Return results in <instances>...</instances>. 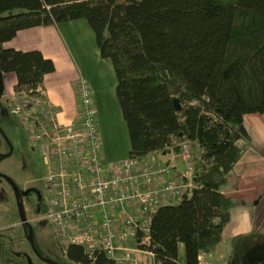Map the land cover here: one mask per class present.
Here are the masks:
<instances>
[{"label": "trees", "instance_id": "16d2710c", "mask_svg": "<svg viewBox=\"0 0 264 264\" xmlns=\"http://www.w3.org/2000/svg\"><path fill=\"white\" fill-rule=\"evenodd\" d=\"M79 20L114 66L129 158L166 165L184 143L195 156L194 188L152 217L157 264H199L201 254L218 262L235 206L224 189L252 142L245 118L264 115V0H0V71L17 76L18 96H38L56 67L40 51L6 44L24 30ZM168 165L174 179L186 176L185 166ZM261 234L231 240L226 263L232 248ZM66 258L117 264L104 253L90 261L74 245Z\"/></svg>", "mask_w": 264, "mask_h": 264}, {"label": "built area", "instance_id": "2783aa9c", "mask_svg": "<svg viewBox=\"0 0 264 264\" xmlns=\"http://www.w3.org/2000/svg\"><path fill=\"white\" fill-rule=\"evenodd\" d=\"M75 88L79 118L71 123L59 119L43 88L38 96L23 94L20 102L9 104L33 129L45 162L50 196L42 220L49 223L65 256L74 245L91 259L104 253L117 264H157L151 249L152 217L163 203L194 188L195 156L188 143L181 145L174 156L187 172L177 179L170 165L145 158L106 162L93 86L80 74ZM199 264H216V258L201 254Z\"/></svg>", "mask_w": 264, "mask_h": 264}, {"label": "crops", "instance_id": "0c3cea01", "mask_svg": "<svg viewBox=\"0 0 264 264\" xmlns=\"http://www.w3.org/2000/svg\"><path fill=\"white\" fill-rule=\"evenodd\" d=\"M6 46L20 51H40L46 58L54 61L56 71L46 78L44 91L46 99L54 105L59 119L65 123H71L79 118L75 83L78 76L83 75L94 89L105 161L112 163L129 158L131 145L117 98L114 66L109 59L102 58L94 32L86 20L24 30ZM15 85L16 78L10 86L8 103L22 100L15 93ZM247 121L251 119L246 117L245 122ZM250 150L237 164L227 185L228 187L230 184L229 189L226 190V187L224 193L232 198L241 197L245 202L252 203L253 209L261 210L264 208L263 198H254V193L264 190L262 176L264 164L260 160L254 161L255 158L251 157L254 149ZM168 159H170L168 164L171 163L178 169L177 172L185 166L179 157L170 156ZM163 162L165 163L164 159ZM251 230L253 226L246 230L243 222L232 234L233 239L250 235Z\"/></svg>", "mask_w": 264, "mask_h": 264}, {"label": "rangeland", "instance_id": "374dc122", "mask_svg": "<svg viewBox=\"0 0 264 264\" xmlns=\"http://www.w3.org/2000/svg\"><path fill=\"white\" fill-rule=\"evenodd\" d=\"M15 78L17 83V76L14 73L4 75L3 95L0 97V153L7 154L9 152V146L6 145V134L3 132L5 130L3 125L5 116L2 111L6 113L8 123L15 128L14 136L9 138L15 145L16 151L11 154L12 156L0 159V173L8 176L21 188L29 186V182L33 181L32 185L38 188L44 194V200H47L50 196V191L46 188L44 181L47 170L44 159L33 141V129L22 115L13 113L10 103L7 104L10 86ZM22 97L25 96L21 95L20 98ZM247 118L251 119V121L246 122V128L252 140L251 146L249 145L247 149L249 151L254 149L252 154L254 156L250 154L251 157L255 158L254 161L260 160L264 164V115H252ZM243 144L240 142V145ZM262 176L264 179L263 172ZM229 186L226 190L229 189ZM254 196V198L261 197L264 201V190L260 193L255 192ZM234 200L235 206L232 209L230 221L223 230L218 253H216L217 257L219 255L227 257L225 252L229 248V242L233 240L232 234L243 222L244 226L246 225V230L253 226L251 232L262 233L257 239L260 240L257 245L259 247L264 246V208L258 209L260 211L255 210L252 203L245 202L241 197H234ZM40 217H38L40 222H37V218L33 217L36 219L34 223L38 228V235L34 236L38 251L44 259L65 263L67 258L57 245L49 223ZM20 224V211L13 187L9 181L0 178V264H50L35 253L26 230ZM225 262V259L219 258L216 264H224Z\"/></svg>", "mask_w": 264, "mask_h": 264}, {"label": "flooded vegetation", "instance_id": "af4514ba", "mask_svg": "<svg viewBox=\"0 0 264 264\" xmlns=\"http://www.w3.org/2000/svg\"><path fill=\"white\" fill-rule=\"evenodd\" d=\"M7 104H8V101H7ZM2 113H4V116H5V118H3V125L5 127V130H3V132L6 134V145L9 146V152L7 154L0 153V159L4 157L3 155H8L10 153L13 154L16 151L15 145L9 138L10 136H14L15 128L13 127V125L8 123L6 113L4 111H2ZM21 157H23V155H21ZM0 178L5 179L4 177H1V176ZM32 183L33 181H30L29 186H25L24 188H21L20 186H18L20 201L22 202L23 208H25L24 210H25V214L28 220V224H23L21 221L20 225H22V227L26 230L27 236L30 233L29 226L32 227L33 234L36 237L38 235V231H37L38 228L36 226V223H34L36 219L33 217H36L37 222H40L38 217L41 216L40 217L41 219L43 217L46 200H44V197H45L44 194H42V192H40L38 188L34 187ZM31 216L32 218H30ZM257 239L258 237L244 240L238 246L232 248L231 251H232V257L234 260L233 264H264V246L259 247L257 243H259L260 240L258 241ZM38 253L42 257L39 251ZM237 256L240 258H237ZM42 259L44 258L42 257ZM57 263H61V262H57ZM61 264H65V263H61Z\"/></svg>", "mask_w": 264, "mask_h": 264}, {"label": "water", "instance_id": "95a60500", "mask_svg": "<svg viewBox=\"0 0 264 264\" xmlns=\"http://www.w3.org/2000/svg\"><path fill=\"white\" fill-rule=\"evenodd\" d=\"M4 86V74L2 71H0V97L2 96L3 94V87ZM174 106H175V109L177 111H179L181 109V104H180V101L179 99H175L174 100ZM12 153L8 154V155H3L4 157H8V156H11ZM0 176L1 177H4L5 179H7L9 181V183L12 185L13 189H14V192L16 194V199H17V203H18V207H19V211H20V217H21V221L23 224H28V220H27V217H26V214H25V210L23 208V205H22V202L20 201V197H19V189H18V186L16 185V183L10 179L8 176L0 173ZM29 229H30V233L28 235V239H29V242L33 248V250L40 256V254L38 253L37 251V247H36V244H35V240H34V234H33V230H32V227L29 226ZM41 257V256H40ZM42 258V257H41ZM46 262L50 263V264H61V263H57V262H54L52 260H48V259H44Z\"/></svg>", "mask_w": 264, "mask_h": 264}, {"label": "bare ground", "instance_id": "6f19581e", "mask_svg": "<svg viewBox=\"0 0 264 264\" xmlns=\"http://www.w3.org/2000/svg\"><path fill=\"white\" fill-rule=\"evenodd\" d=\"M86 254V253H85ZM87 255V254H86ZM88 256V255H87ZM89 257V256H88ZM90 261H93L91 258L89 259ZM56 262V261H55Z\"/></svg>", "mask_w": 264, "mask_h": 264}]
</instances>
